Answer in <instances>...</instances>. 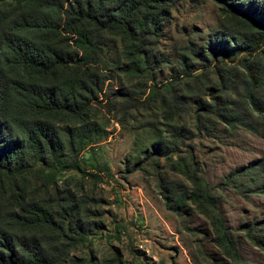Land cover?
<instances>
[{
  "label": "trees",
  "instance_id": "1",
  "mask_svg": "<svg viewBox=\"0 0 264 264\" xmlns=\"http://www.w3.org/2000/svg\"><path fill=\"white\" fill-rule=\"evenodd\" d=\"M180 1L0 0V264H123L116 253L108 262L84 250L103 214L82 155L102 141L109 118L126 126L142 113L160 117L164 133L132 169H152L185 229L193 207L227 264L244 263L193 149L218 123L259 133L264 0H214L219 27L204 44H173L177 70L162 82L159 41ZM107 40L118 45L115 60ZM255 169L230 172L226 184ZM71 170L80 178L60 179ZM255 242L264 245V235Z\"/></svg>",
  "mask_w": 264,
  "mask_h": 264
},
{
  "label": "rangeland",
  "instance_id": "2",
  "mask_svg": "<svg viewBox=\"0 0 264 264\" xmlns=\"http://www.w3.org/2000/svg\"><path fill=\"white\" fill-rule=\"evenodd\" d=\"M220 18L221 5L214 0L178 2L165 26L166 37L159 41V50L167 62L158 79L165 82L175 75L177 53L173 44H204L219 27ZM105 48L106 58L115 60L118 45L107 40ZM112 88L118 85L113 83ZM142 114L126 126L109 118L102 141L82 155L88 188L101 196L103 214V226L92 234L84 250L91 248L98 261L108 262L116 253L123 264H227L229 260L212 242L208 221L191 207L184 222L192 230L185 229L181 219L166 209L153 170L132 169L135 163L142 162V151L150 149L164 133L160 123L155 122H162L159 116L157 120ZM258 126L257 134L218 123L212 135L196 138L193 149L206 181L218 195V206L243 264H264V245L255 242L256 237L264 235V112ZM252 162L257 169L239 178L237 187L226 184L225 177L230 172ZM72 174L77 179L81 176L71 170L61 173L60 179ZM167 174L173 179L181 178Z\"/></svg>",
  "mask_w": 264,
  "mask_h": 264
}]
</instances>
